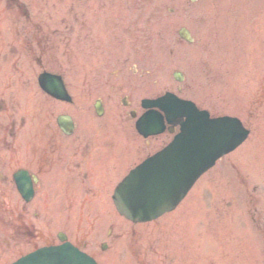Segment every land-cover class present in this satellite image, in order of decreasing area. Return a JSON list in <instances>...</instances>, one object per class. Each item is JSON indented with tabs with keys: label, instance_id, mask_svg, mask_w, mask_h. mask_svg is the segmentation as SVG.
Returning a JSON list of instances; mask_svg holds the SVG:
<instances>
[{
	"label": "rangeland",
	"instance_id": "obj_1",
	"mask_svg": "<svg viewBox=\"0 0 264 264\" xmlns=\"http://www.w3.org/2000/svg\"><path fill=\"white\" fill-rule=\"evenodd\" d=\"M183 26L191 30L193 43L180 37ZM135 41L143 42L141 60H136ZM0 50H4L3 55L0 51V112L8 109L1 97L12 94L13 76L20 82L33 79L38 86L44 68L62 71L79 101L77 112L89 105L93 109L101 94L94 78L107 85L124 56L120 50H132L125 71L129 87L118 93L107 87L106 95L112 99L105 96L107 112L98 117V126L122 125L124 96L128 110L139 115L143 98L172 91L213 115L238 116L251 130L240 147L197 180L175 211L134 224L119 215L108 193L97 199L94 212L44 213L48 235L69 232L73 242L87 244L102 264H264V0H0ZM9 50H17L16 56L7 54ZM106 50L114 51L105 59ZM38 59L45 62L40 65ZM96 62H102L97 64L103 70L98 76ZM176 70L183 72L182 82L174 78ZM116 78L126 80L124 73ZM16 84V96L23 101L19 113L31 116L33 93ZM37 93L36 87L35 99L40 98ZM64 110L54 105L53 116ZM8 116H12L9 110L4 119ZM170 138L164 134L148 149L133 143L130 149L136 158L126 170L148 150H155L158 140L165 144ZM5 168L9 172L13 164ZM2 174L0 264H8L43 243L31 241L30 236L22 237V243L14 241L13 209L24 203ZM40 197L49 204L45 195ZM59 201L53 198L52 205H61ZM111 226L121 236L102 251L103 234Z\"/></svg>",
	"mask_w": 264,
	"mask_h": 264
},
{
	"label": "flooded vegetation",
	"instance_id": "obj_2",
	"mask_svg": "<svg viewBox=\"0 0 264 264\" xmlns=\"http://www.w3.org/2000/svg\"><path fill=\"white\" fill-rule=\"evenodd\" d=\"M36 50H29L27 53H34ZM14 52V50H11ZM15 67H17L16 63ZM14 83L19 82L23 88L31 91L34 95V80L24 79V82L18 81L13 76ZM16 79V80H15ZM98 82V81H97ZM113 84H95L98 95L103 98L105 96L112 99L111 95H106L107 87H110V93L115 91H123L128 88L126 80H112ZM17 85V84H16ZM82 88V87H81ZM90 88V87H89ZM94 92L96 89L93 87ZM93 96V95H92ZM1 97L4 103L12 107V116H8V120L0 126L2 134L5 130L7 135L5 141L0 135V149L5 150L13 156V168L6 172L5 177L8 181H14L15 173L20 169H26L29 172L30 179L33 182L34 197L29 203V210L34 213L40 210L43 214H64L75 211L85 210L94 212L98 209V201L101 196L113 191L114 183L131 169L126 170L130 164V140L131 125L127 110L120 111L124 117L121 126L101 127L97 125L98 117L91 112L94 117H76L72 108L78 109V105L72 104L74 120V128L71 132L63 131L54 120L53 106L58 100L48 95H42L36 105L33 103L31 108L32 116L27 136H23L22 130L25 129L27 120L22 118L16 121V110L19 109L20 99L16 93L10 94L8 97ZM75 105V106H74ZM83 113V111L81 112ZM95 119V126L93 120ZM108 129V130H107ZM8 136L11 142L8 143ZM162 145V141L158 140L156 145ZM6 165H3V168ZM100 180L103 182L101 185ZM40 194L48 198L49 204L41 201ZM59 198L61 205H52V199ZM88 229V226L85 227ZM107 241H112L119 237L114 232V226L103 234ZM88 245L85 244L84 247Z\"/></svg>",
	"mask_w": 264,
	"mask_h": 264
},
{
	"label": "water",
	"instance_id": "obj_3",
	"mask_svg": "<svg viewBox=\"0 0 264 264\" xmlns=\"http://www.w3.org/2000/svg\"><path fill=\"white\" fill-rule=\"evenodd\" d=\"M180 34L192 41L189 31L185 28L180 30ZM178 75V74H177ZM181 79V77H178ZM43 86L56 96L64 97V90L62 85L56 81V77L50 74H45L41 77ZM59 80V79H57ZM171 95V94H168ZM158 105L163 108L167 114L172 112L174 106H171L167 100L160 99L155 102H151L150 106ZM194 106V104H193ZM191 120L195 122L194 119ZM192 121V122H193ZM212 121L210 128L207 125L205 129L206 133L209 131L214 132V127H218L223 131L225 136V144L223 149L218 152L215 144H210L206 141L200 148L194 146L192 150H201L202 157H207L210 155L212 157L211 161H206L202 163L197 161L193 163L189 161L190 165L186 168V165H182L178 157L176 156V149L171 148L172 151L166 150L161 154L148 160L141 169L147 171L146 176L139 180L136 176L128 178L126 183H122L117 190L115 200L118 208L127 217L133 219L134 221L146 220L157 217L163 212L170 210L176 206V204L182 199V197L187 193L189 188L195 182V180L212 164H214L217 157L230 152L233 150L240 142L246 138L248 131L242 126L241 122L236 118L223 117L219 119L209 120ZM200 123H203L200 121ZM199 125V123H198ZM218 143V142H216ZM215 154V155H213ZM213 155V156H212ZM189 157V156H187ZM158 164L163 166V174L160 179H156L155 167ZM154 167L152 172L150 167ZM185 167V168H184ZM137 173V172H136ZM139 173V171H138ZM127 182L129 184L127 185ZM183 185V188L177 193H172V190L177 189L178 186ZM13 264H97L94 259L86 255L85 253L79 251L73 245L66 243L61 246H51L38 249L32 252Z\"/></svg>",
	"mask_w": 264,
	"mask_h": 264
}]
</instances>
